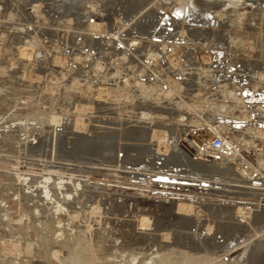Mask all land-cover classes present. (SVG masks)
Instances as JSON below:
<instances>
[{
	"label": "rangeland",
	"instance_id": "obj_1",
	"mask_svg": "<svg viewBox=\"0 0 264 264\" xmlns=\"http://www.w3.org/2000/svg\"><path fill=\"white\" fill-rule=\"evenodd\" d=\"M61 1L0 0V264H74L77 260L75 264H89L90 234L96 228L92 209L106 205L107 198L126 202L122 219L135 223L136 215L142 219L147 210L170 218L171 204H183V199L194 210L204 211L203 223L213 221L206 217L214 207L264 205L263 193L242 195L245 184L232 173L225 175L227 189L190 181L213 174L187 159L196 150L191 143L204 141L211 125L225 124L227 135L232 136L235 123L244 124V129L250 120L227 107L235 105L236 99L220 89L225 85L230 92L228 78L217 82L210 73L212 56L222 53L226 65L243 60L246 64L240 61L237 68L244 66L246 75L257 78L258 72L264 74V49L219 42L220 36L205 32L210 27L205 22V31L191 34L190 29L204 23L193 18L200 13L193 12L191 3L190 12L185 6L178 9L187 0H75L85 10L94 4L91 13L75 8L72 12L71 4ZM140 6H145L141 12ZM227 22L215 21L211 27L220 28L223 38L230 31H245V26L231 27ZM162 24L168 25L171 37L163 38ZM245 25L249 32H253L250 26L257 28ZM206 39L211 43L205 45ZM249 134L245 132L244 139ZM159 155L164 158L160 156L163 160L158 163L167 159L181 165V171L191 170L179 176L187 180L164 177L155 186L158 177L146 165ZM47 176L49 203L39 193L40 181ZM59 178H63L62 191L56 186ZM221 188L228 196L216 194ZM124 195L128 201L120 198ZM57 201L63 203L60 214L54 210ZM251 239L246 242L255 237Z\"/></svg>",
	"mask_w": 264,
	"mask_h": 264
},
{
	"label": "bare ground",
	"instance_id": "obj_2",
	"mask_svg": "<svg viewBox=\"0 0 264 264\" xmlns=\"http://www.w3.org/2000/svg\"><path fill=\"white\" fill-rule=\"evenodd\" d=\"M61 2H63L61 4H64V2H67L68 4L70 3L71 7L73 8V11L71 10L72 12H74V8L77 10V12L81 11V10H85L83 7L79 6V3L77 4V2L75 0H62ZM153 2L156 3V1H153ZM153 2H151V3H153ZM89 3H90V1H89ZM142 3H145V2H142ZM142 3H140L139 5H141ZM148 3H149V0H148ZM148 3H145V4L148 5ZM158 3L159 2L157 1V4ZM183 3L182 4L179 3L181 5L178 6V9L181 8L180 6H183V7L185 6L187 8H190L188 3L189 4L191 3V7L194 9L193 12L196 11L197 14H199V13L201 14V15L200 14L195 15V16H193V18L194 19H195V17L197 19L199 18L201 20L202 24L205 22L206 24H209V26H210L206 30L207 27H205L206 24L204 23L201 28L195 27L194 29H190L191 34L195 33L196 31L197 32H203L206 30L205 32L208 31L207 34L212 32V34L216 35V37L220 36L219 38L216 39L219 42H224L225 40L228 41L229 46H232V45L239 46L242 43L243 46L246 45L250 48L261 49V50L264 49V6H263L264 0H189V1L187 0V1H185L184 4ZM81 5L83 6V4H81ZM142 5H144V4H142ZM145 6H143V7L140 6V7H142L139 9L140 12L145 8ZM157 6H159V5H157ZM160 6L158 7L159 9H160ZM95 7L96 6L93 4L92 7L90 6V8L89 7L86 8L85 11H87L88 13H91V10L93 9V11H94ZM133 7H132L133 9H136L135 6H133ZM175 7H177V6H175ZM165 8L168 9L167 6H165ZM172 8H174V6ZM187 8H186V10H188V12H190L189 10H191V8L190 9H187ZM151 12H153V11H151ZM174 12H176V11H174ZM178 12H179V10H178ZM184 12H185V10H184ZM142 13H144V12H142ZM180 13L181 12H179V14ZM146 14H148V13H146ZM176 14H178V13H176ZM188 15L190 16V13ZM143 16H146V15H143ZM180 16L181 15H179V17ZM184 20H186V19H184ZM224 20H228V22L231 24V27H232V25L236 26V27H244V26L246 27L247 25H245V24H250V25L253 24L257 28L253 29V26H250L252 28L250 30H253V32L252 31L249 32V28L246 27V29H245V27H244L243 30H245V31L242 30L243 31L242 32L240 29V31L242 33H239V34H237L236 32H231L229 30L230 32L227 33V36H225L223 38L222 34H220L221 32L218 33V31H220L219 30L220 28L218 29V28H215L214 26L211 27V23L212 22L214 23L216 21L220 24V22H222ZM159 21L161 22V20H159ZM194 22H196V21H194ZM228 22H227V24H228ZM224 24H226V23H224ZM162 26H164V25L162 24ZM166 26H168V25H166ZM166 26H164L165 28H164L163 32L161 31L162 34H164L163 38L165 37V35H169L167 37H171L170 36L171 33L166 29ZM160 27H158V28H160ZM222 27H223V25H222ZM186 28L188 29V27H186ZM228 29H229V26H228ZM212 34L210 36H212ZM224 34H225V32H224ZM182 35H183V31H182ZM159 40H161V39H159ZM211 41L207 40L205 45L208 44L209 42L211 43ZM215 41H214V44L216 43ZM218 44H220V43H218ZM169 45H171V44H169ZM217 47H218V45H217ZM240 47H242V45ZM204 49H206V48H204ZM238 49H239V47H237V50ZM221 50L219 48L218 51L221 52ZM242 52H243V49H242ZM221 54H214V55L211 54V55H213L212 58L210 59L212 61L210 63L211 65H208V66H210L209 67L210 73L214 74V76L216 75L215 76L216 81H217V78H219V79L228 78V84H229L230 92H228V88H227L228 86H225L224 84H223L224 86H222V87L220 85V89L222 88V90H223L222 92H224L223 93L224 95L230 94L231 97L233 96L236 99V102H235L236 104L231 105V106H227V107L231 111H235L237 113L247 114L248 115L247 117L250 120H251L252 115L254 114V119L252 118L253 121H250L248 119L249 120L248 126L247 127L245 126V128H244V129L247 128L246 131L242 127L244 124L238 125V123H235L234 126H237V127L230 128V130L232 132H234L232 136L227 135L228 133L226 131L228 130V127L225 124L211 125L209 127L210 129L206 131V137L207 138L204 139V141H211L215 137H222L230 149V152H228L220 162L204 163V162L200 161L198 153H196V151L199 148V143H197L196 141H193V143H191V144L196 147V150H195V153L191 154L190 157L187 156V159L189 161H191V163H195V165L202 166L201 170L204 168L206 170V172L208 171L209 174H211V175L213 174V176L212 177L211 176L209 177V175L207 177H205V176L199 177L198 176V178H196L195 180L193 179L190 181H195L197 183H200L201 185L205 184V186H207V184H208L211 186H216V185L219 187L222 186L224 188L225 187V180L227 179L226 176L228 174L230 175L232 173V175L234 177L240 178V180H238L239 181L238 183L245 184L242 187L243 188L242 190L245 189L243 191L242 195H244V196L245 195H257L258 197H260V195L262 193L264 195V82H263L264 74L262 72L259 73L256 70L258 72L257 74H258L259 79H258V77L257 78L250 77L249 74H248L249 75V77H248V75H246V71L244 70V66H241V68H237L238 63L240 61H243V60L239 61V59L237 58L238 62L226 65V62H225L226 59H223L225 56L222 58ZM227 57H228V55H227ZM262 57H264V55ZM260 58H261V56H260ZM210 60H208V61H210ZM230 60H232V59H230ZM250 61H253V60H250ZM242 63L246 64V63H244V61ZM251 64H252V62H251ZM248 66L249 65H247V66L245 65V67L249 68ZM251 67H250V70H251ZM259 70H260V68H259ZM222 73H223V75L220 76V74H222ZM254 73H256V72H254ZM222 107H225V105H222ZM222 107H219V108H222ZM227 107H225L226 110H227ZM237 120H239V119H237ZM238 122L241 123V121H238ZM247 130L250 133L249 134L250 137L244 139V136H246L244 134H245V132H248ZM259 134H261L262 136L260 137ZM143 135H145V134H143ZM108 138H110V137H108ZM141 147H143V146H141ZM160 149H161V147L159 148V150ZM106 150H108V149H106ZM111 153H112V151H111ZM169 153H170V151H169ZM160 156L163 157V155H159L158 156L159 159L158 158H154V160L152 159L150 166H149V163L146 165V167L148 166V168H151V170L154 173H156L155 175L153 174L152 176L156 177V178L158 177V179H156V181H154L155 186H157L158 185L157 183L160 182L159 180L164 179V177L166 179L168 178L169 180H177V181L178 180H187V179H182L183 177L182 178L180 177L181 178L180 179L179 176H181V174H183L184 176L188 175L191 173V172H189L191 170L181 171L180 170L181 165H178L177 163H174V164L171 163L170 164L167 161V159L161 163H158L157 161L163 160V159H160L161 158ZM124 158H125V156H124ZM126 158H128V157H126ZM110 160H112V159H110ZM180 160H182V159H180ZM253 160H255V161H253ZM172 162H174V161H172ZM240 162L242 163L241 165H240ZM146 163H144V164H146ZM186 166H188V164ZM192 166H194V165L192 164ZM238 166H241V167L239 168ZM141 169H142V167H141ZM187 169H188V167H187ZM194 171H196V170H194ZM218 174L220 176H218V178H215L214 175H218ZM194 175H197V174H194ZM223 175H224V177H223ZM63 176H65V175H63ZM42 178L43 177H41L39 179H42ZM63 178H59L58 182L56 183V186L58 187V191H62L61 188L64 187L63 180H62ZM211 180H214V181L211 182ZM227 181L229 182V180H227ZM233 181H231V182H233ZM38 182H35V183H38ZM49 182H50V177H48V176L45 177L44 179H42V181H40V184H39V185H41L40 186V192L38 191L39 189L37 190L39 193L44 195L43 199L46 200V202H48L49 197L51 196L49 194L50 193ZM234 182H237V181L235 180ZM79 184H80V182H79ZM32 185L34 186L35 184H32ZM36 185L38 187V184H36ZM201 185H199V186H201ZM230 185H232V184H230ZM234 185L235 184H233L232 186H234ZM23 186H24V184H23ZM52 188H54V187H52ZM236 188H237V186H236ZM66 189H68V188H66ZM73 190H74V187H73ZM246 193H248V194H246ZM216 194H222V195L228 196L229 192H227L226 190L221 188V190L218 189L216 191ZM126 195H128V194H126ZM231 195L232 194H230L229 196H231ZM96 196H98V195H96ZM213 196H216V195L213 194ZM217 196H219V195H217ZM237 196H239V195H237ZM192 197H194V196H192ZM120 198L123 200V198H125V195L121 196ZM222 199H223V197H222ZM233 199H235V198H233ZM107 200H108V203L106 205H104L103 207L102 206L101 207L100 206H97V207L92 206L93 207L92 216H93V220H94V221L92 220L93 221L92 224L94 223L93 226H95L96 228L95 229L93 228L92 234H90L92 236V240H91V244L89 247V253L91 252V256H90L91 258H88L90 261L89 264H264V205H258L257 204L255 206H253L252 208L248 204H247L248 207L246 206V208H245V206L240 207L241 205L240 206H232L231 205V206H227V207L225 206L226 207L225 209H220V208L216 209L214 207L213 209H211L212 213L210 214V211H209L210 215H208V213H206L208 216L207 217L205 216L206 218H212L213 221H211V223H209L211 220L210 219V220H206L207 222L203 223V221L201 222L200 219L204 217L203 216L204 211L202 212V210H200V208H199L200 211L194 210V208H193L194 206L185 203V202H187V200L183 199V201H184L183 204H178V203L177 204H174V203L171 204V208H169V211L171 212L170 218L166 219L159 214H155L154 212H151V213L147 212L148 211L147 210L146 211L147 213L143 212V214H142L143 217H141L142 219H140L138 214L136 215L137 223H135V222H132V220L126 221V220L122 219V218H125L124 213H126V212H123L124 211L123 203L126 204V202L121 201V203H116L114 201L115 199H112V198H107ZM125 200H127V199L125 198ZM129 200H131V199H129ZM216 202H219V201H216ZM237 203H238V200H237ZM250 203H253V202L251 201ZM255 203H256V201H255ZM95 204L97 205V203H95ZM226 204H228V203H226ZM53 205H54V210L56 212L55 214H57V213L60 214V212L63 211V203L59 204V202L57 201ZM244 205H245V203H244ZM135 207H136V205H135ZM128 208H126V211ZM137 208H139V207H137ZM140 208H142V207H140ZM196 209H197V207H196ZM136 210H138V209H136ZM136 210H135V212H136ZM205 211H207V210H205ZM5 212H7V211H5ZM138 212H140V211H138ZM149 214L150 215L153 214V215H151L152 217H147V218L144 217V215L147 216ZM51 217H53V216L51 215ZM133 217H135V216L133 215ZM90 219H92V218H90ZM146 223H148V225H146ZM49 224H50V222H49ZM49 224H47V226ZM51 224H52V222H51ZM143 228H145V229H143ZM79 230L80 229H78V231ZM85 233H87V232H85ZM203 234H204L203 239H199L201 235L203 236ZM217 235H221V237H217ZM79 237H80V235H79ZM247 237H249V238H247ZM251 237L252 238L255 237V239L252 243L248 244L246 241L248 239H251ZM76 239H78V238H76ZM49 240H51V239H49ZM245 242L247 243V245L243 246L245 244ZM80 248H82V246ZM40 249H42V248H40ZM85 249H83V250H85ZM84 252L86 253L88 251H84ZM73 257H74V255H73ZM84 257L86 258V256H84ZM87 257H88V255H87ZM79 260H80V262L82 260L84 261V259L81 260V258ZM77 261H75V263ZM89 261L86 262V259H85L84 262L88 263ZM4 264H5V262H4Z\"/></svg>",
	"mask_w": 264,
	"mask_h": 264
},
{
	"label": "built area",
	"instance_id": "obj_3",
	"mask_svg": "<svg viewBox=\"0 0 264 264\" xmlns=\"http://www.w3.org/2000/svg\"><path fill=\"white\" fill-rule=\"evenodd\" d=\"M228 152H230L229 146L222 137L200 142L196 151L200 161L204 163L220 162Z\"/></svg>",
	"mask_w": 264,
	"mask_h": 264
}]
</instances>
